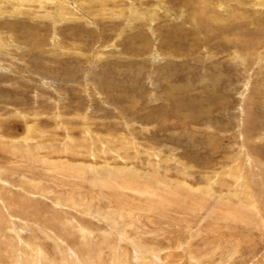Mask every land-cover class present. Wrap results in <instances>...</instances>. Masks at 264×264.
Returning <instances> with one entry per match:
<instances>
[{"label": "rangeland", "instance_id": "374dc122", "mask_svg": "<svg viewBox=\"0 0 264 264\" xmlns=\"http://www.w3.org/2000/svg\"><path fill=\"white\" fill-rule=\"evenodd\" d=\"M0 264H264V0H0Z\"/></svg>", "mask_w": 264, "mask_h": 264}, {"label": "bare ground", "instance_id": "6f19581e", "mask_svg": "<svg viewBox=\"0 0 264 264\" xmlns=\"http://www.w3.org/2000/svg\"><path fill=\"white\" fill-rule=\"evenodd\" d=\"M21 5V4H20ZM20 10V9H19Z\"/></svg>", "mask_w": 264, "mask_h": 264}]
</instances>
